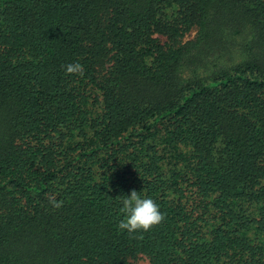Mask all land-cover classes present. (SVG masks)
Returning a JSON list of instances; mask_svg holds the SVG:
<instances>
[{"label":"trees","instance_id":"obj_1","mask_svg":"<svg viewBox=\"0 0 264 264\" xmlns=\"http://www.w3.org/2000/svg\"><path fill=\"white\" fill-rule=\"evenodd\" d=\"M137 258L264 264V0H0V264Z\"/></svg>","mask_w":264,"mask_h":264},{"label":"clouds","instance_id":"obj_2","mask_svg":"<svg viewBox=\"0 0 264 264\" xmlns=\"http://www.w3.org/2000/svg\"><path fill=\"white\" fill-rule=\"evenodd\" d=\"M64 67L66 74H79L80 76L84 74V68L80 63H70ZM48 199L54 209L62 207V201H57L54 196H49ZM119 211L123 214V219L119 221L117 227L121 231L126 230L129 234L137 231L147 232L165 219L164 214L152 199L141 198L135 190L124 196Z\"/></svg>","mask_w":264,"mask_h":264},{"label":"rangeland","instance_id":"obj_3","mask_svg":"<svg viewBox=\"0 0 264 264\" xmlns=\"http://www.w3.org/2000/svg\"><path fill=\"white\" fill-rule=\"evenodd\" d=\"M193 35V31L190 32L185 38L188 39V38H191ZM139 264H146V260L144 258H137L136 260Z\"/></svg>","mask_w":264,"mask_h":264}]
</instances>
